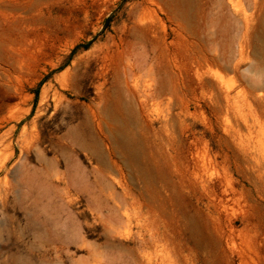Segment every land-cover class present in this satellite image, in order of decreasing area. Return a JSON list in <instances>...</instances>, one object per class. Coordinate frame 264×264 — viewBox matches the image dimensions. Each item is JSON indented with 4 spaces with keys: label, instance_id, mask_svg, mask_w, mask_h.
<instances>
[{
    "label": "rangeland",
    "instance_id": "rangeland-1",
    "mask_svg": "<svg viewBox=\"0 0 264 264\" xmlns=\"http://www.w3.org/2000/svg\"><path fill=\"white\" fill-rule=\"evenodd\" d=\"M0 264H264V0L1 24Z\"/></svg>",
    "mask_w": 264,
    "mask_h": 264
},
{
    "label": "bare ground",
    "instance_id": "bare-ground-1",
    "mask_svg": "<svg viewBox=\"0 0 264 264\" xmlns=\"http://www.w3.org/2000/svg\"><path fill=\"white\" fill-rule=\"evenodd\" d=\"M41 1L43 0H0V10L7 12L4 17L1 16L0 12V25L14 24L20 20L24 13L28 12L29 9L35 7ZM104 84L102 83L101 85Z\"/></svg>",
    "mask_w": 264,
    "mask_h": 264
},
{
    "label": "trees",
    "instance_id": "trees-1",
    "mask_svg": "<svg viewBox=\"0 0 264 264\" xmlns=\"http://www.w3.org/2000/svg\"><path fill=\"white\" fill-rule=\"evenodd\" d=\"M108 20H109V18L106 21H108Z\"/></svg>",
    "mask_w": 264,
    "mask_h": 264
}]
</instances>
